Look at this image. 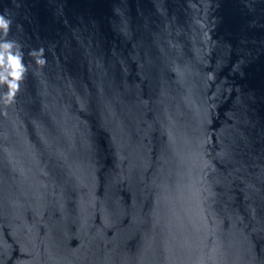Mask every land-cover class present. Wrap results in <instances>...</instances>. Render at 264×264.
<instances>
[{
	"label": "water",
	"instance_id": "1",
	"mask_svg": "<svg viewBox=\"0 0 264 264\" xmlns=\"http://www.w3.org/2000/svg\"><path fill=\"white\" fill-rule=\"evenodd\" d=\"M0 16V264H264V0Z\"/></svg>",
	"mask_w": 264,
	"mask_h": 264
},
{
	"label": "clouds",
	"instance_id": "2",
	"mask_svg": "<svg viewBox=\"0 0 264 264\" xmlns=\"http://www.w3.org/2000/svg\"><path fill=\"white\" fill-rule=\"evenodd\" d=\"M9 21L0 16V29H4L5 33L9 27ZM11 43L0 44V84L6 85V90L0 94V103L5 108L14 103V98L19 90V82L22 80L26 71L22 58L19 53H13ZM42 52L37 58V63L43 65L45 60L42 57ZM34 55H36L34 53Z\"/></svg>",
	"mask_w": 264,
	"mask_h": 264
}]
</instances>
